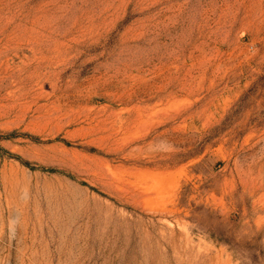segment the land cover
Segmentation results:
<instances>
[{"label": "rangeland", "instance_id": "obj_1", "mask_svg": "<svg viewBox=\"0 0 264 264\" xmlns=\"http://www.w3.org/2000/svg\"><path fill=\"white\" fill-rule=\"evenodd\" d=\"M0 264H264V0H0Z\"/></svg>", "mask_w": 264, "mask_h": 264}]
</instances>
